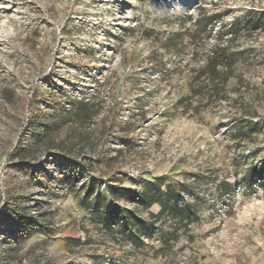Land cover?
Segmentation results:
<instances>
[{"label": "rangeland", "instance_id": "rangeland-1", "mask_svg": "<svg viewBox=\"0 0 264 264\" xmlns=\"http://www.w3.org/2000/svg\"><path fill=\"white\" fill-rule=\"evenodd\" d=\"M263 158L264 0H0V264H264Z\"/></svg>", "mask_w": 264, "mask_h": 264}, {"label": "trees", "instance_id": "trees-1", "mask_svg": "<svg viewBox=\"0 0 264 264\" xmlns=\"http://www.w3.org/2000/svg\"><path fill=\"white\" fill-rule=\"evenodd\" d=\"M220 58L224 61H221ZM228 62V59L226 57V54H216V55H213V57L211 58V61L209 62L208 64V67H218V66H222L223 69H225L227 67V63ZM222 75L224 76V80H225V83H228V79L232 78L230 76H228L229 74L228 73H225V71L222 72ZM230 77V78H229ZM75 105L78 106V112L76 113L75 116L79 117V118H87V113L89 111V105L88 103H85V102H78V103H75ZM69 116V112L68 113H65V114H62L61 115V118H64L63 121H66L68 122V117ZM71 122V121H70ZM248 126V125H247ZM250 126H248L249 128ZM245 128V127H244ZM253 129V127L251 128ZM35 132H37L38 134V139H41L42 137H45L47 136L48 134H46V131L45 129H41L39 127H35ZM264 182V158L263 160L261 161V166L259 168H254L253 171H250L249 175H248V178L250 180H252V177L253 175H255ZM263 186H264V183H262ZM160 200L159 198H157L155 195H146V194H143L141 196V203L146 206V207H151L153 206L154 204L156 203H159ZM167 202V201H166ZM166 202L164 201L162 204V207L165 209L166 208ZM175 205L177 206L178 209L182 210V213H180V216H185L186 212L188 211V209L186 208H181L178 206V203H175ZM113 222V223H112ZM112 224H116V221H112L111 220V224L109 226H112Z\"/></svg>", "mask_w": 264, "mask_h": 264}]
</instances>
